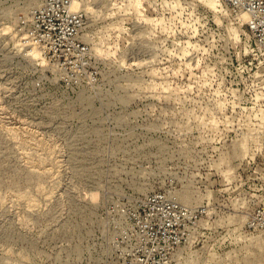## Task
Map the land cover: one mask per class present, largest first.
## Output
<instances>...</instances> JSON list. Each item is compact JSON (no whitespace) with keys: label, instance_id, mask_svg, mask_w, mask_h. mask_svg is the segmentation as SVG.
Here are the masks:
<instances>
[{"label":"rangeland","instance_id":"374dc122","mask_svg":"<svg viewBox=\"0 0 264 264\" xmlns=\"http://www.w3.org/2000/svg\"><path fill=\"white\" fill-rule=\"evenodd\" d=\"M76 1L87 65L60 69L18 32L43 0H0V264H109L105 208L158 189L208 211L176 264H264L246 18L218 0Z\"/></svg>","mask_w":264,"mask_h":264},{"label":"built area","instance_id":"2783aa9c","mask_svg":"<svg viewBox=\"0 0 264 264\" xmlns=\"http://www.w3.org/2000/svg\"><path fill=\"white\" fill-rule=\"evenodd\" d=\"M242 20L253 49L264 63V0H218ZM72 0H43L18 25L20 39L60 69L87 65L89 45L83 37L85 14ZM86 62V64H85ZM204 205L181 202L170 190H151L124 208H105L102 238L109 264H176L181 248L204 236ZM264 225V205L261 210ZM247 227L255 229V207Z\"/></svg>","mask_w":264,"mask_h":264},{"label":"bare ground","instance_id":"6f19581e","mask_svg":"<svg viewBox=\"0 0 264 264\" xmlns=\"http://www.w3.org/2000/svg\"><path fill=\"white\" fill-rule=\"evenodd\" d=\"M211 3H212V5H213V3H215L214 1L215 0H209ZM73 7H78V2L76 1V0H73ZM213 6H215V5H213ZM239 15V14H238ZM243 17H245L246 18V16L245 15H242ZM39 53L37 52L36 53V51H34L33 52V55H35V56H37Z\"/></svg>","mask_w":264,"mask_h":264}]
</instances>
